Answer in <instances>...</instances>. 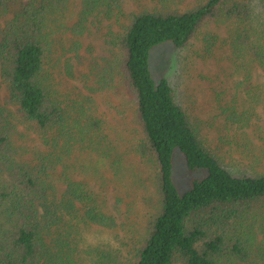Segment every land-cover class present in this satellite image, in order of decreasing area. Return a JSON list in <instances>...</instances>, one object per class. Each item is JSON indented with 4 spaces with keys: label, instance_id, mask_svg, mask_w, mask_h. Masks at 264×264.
Returning a JSON list of instances; mask_svg holds the SVG:
<instances>
[{
    "label": "trees",
    "instance_id": "1",
    "mask_svg": "<svg viewBox=\"0 0 264 264\" xmlns=\"http://www.w3.org/2000/svg\"><path fill=\"white\" fill-rule=\"evenodd\" d=\"M130 1L0 0V91L43 147L20 160L0 109V264H264V136L249 132L264 127V0H153L128 12ZM199 37L196 55L231 72L229 82L210 78L225 126L210 147L184 97L152 71L156 48L186 52ZM92 40L110 52L95 63L96 82L129 89L143 136L135 153L156 167L157 213L126 262L103 248L110 241L79 246L97 231L131 234L128 204L105 178H124L123 153L92 115L94 97L61 95L62 75L75 81L83 50L97 51ZM177 154L202 174L184 193Z\"/></svg>",
    "mask_w": 264,
    "mask_h": 264
},
{
    "label": "rangeland",
    "instance_id": "2",
    "mask_svg": "<svg viewBox=\"0 0 264 264\" xmlns=\"http://www.w3.org/2000/svg\"><path fill=\"white\" fill-rule=\"evenodd\" d=\"M152 1L131 0L127 3L126 10L132 12L140 8V6L152 8L155 3ZM193 2L194 0L190 1L191 4ZM211 30L220 34L224 32L223 28L216 26H213ZM93 43L99 47L96 48L97 51L93 54L84 53L87 51L83 50V63H78L77 79L75 81L71 79L68 82L63 75L64 82L59 79L61 95L66 93L73 95L79 91L86 97H94L95 104L93 105L92 115L105 120L107 123L105 127L107 134L110 135L114 144L123 153L126 162L124 178L115 179L110 172L105 173V178L111 186V191L117 190L118 187L121 190V198L126 200V205L128 204V210L131 216L128 218L127 228L131 231V234L123 238V233L118 231L119 237L118 239H114V231L111 235L97 231L87 236V243L81 242L79 246H84L89 242L101 244L102 239L101 245L103 246V243L110 241V245L103 246V248L110 249L112 247L120 249L126 262L128 259L131 260L135 247L143 239L142 236L147 225L157 213V196L153 184L156 167H154L153 162L149 158L142 159L135 153L136 146L142 140L143 136L137 121L136 102L129 89L119 80L117 82H120V84L116 83L117 88L113 90H102V87H104L103 84L96 82L94 73H97V67L95 63H103L100 60L110 56V52L102 45L101 41L94 40ZM202 46L201 37L195 40L186 52L177 51L172 44L160 46L152 53V71L157 81L167 79L172 87L176 89L177 94L182 98L184 97L185 107L193 125L199 131L198 133L204 142L210 147L211 144L216 145L219 139V133L225 127L223 119H221L222 117H219L220 111L218 105H215L214 94L211 92L213 90L210 84V78H213L218 83H220V80L229 82L228 77L225 76L226 74L230 75L231 72L223 70V66L227 67V64L223 61L220 62L221 60L217 62V58L211 59L209 56L207 58L198 57L196 51H199ZM220 54L217 52L215 57L220 58ZM100 87L101 90L96 93L95 89L99 90ZM74 96L72 97L74 98ZM9 99L6 93L0 91V109L3 110L2 113L11 119L7 129L10 133L12 147L18 150L20 160L27 161L31 159V154L38 150V146L41 150H43V147L36 140L38 138L37 134L25 122L20 121L18 119L19 117L11 115L15 106L11 101H8ZM260 111H263V109H260ZM261 126L259 124L255 126L254 133L249 130L252 136L260 132L264 136V127L262 126L263 129H261ZM256 142L264 144V140ZM93 162L95 165L98 164L96 159ZM260 169L264 172V161L260 162ZM84 174L85 172L79 174L78 178L85 179ZM200 176H202L201 173L189 172L182 155H176L173 177L181 193L189 190L192 180ZM113 194L114 192H111L110 195ZM125 217L124 215L119 222L125 221ZM88 232L90 233L92 231ZM117 241L127 242V248L122 246V244L126 243H118ZM83 248H87V246Z\"/></svg>",
    "mask_w": 264,
    "mask_h": 264
}]
</instances>
